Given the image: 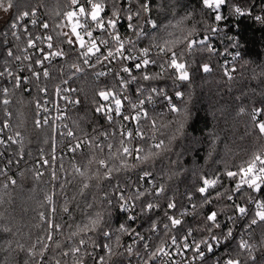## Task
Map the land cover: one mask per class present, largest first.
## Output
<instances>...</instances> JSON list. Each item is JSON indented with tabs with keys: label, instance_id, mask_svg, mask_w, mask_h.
I'll return each instance as SVG.
<instances>
[{
	"label": "snow or ice",
	"instance_id": "snow-or-ice-1",
	"mask_svg": "<svg viewBox=\"0 0 264 264\" xmlns=\"http://www.w3.org/2000/svg\"><path fill=\"white\" fill-rule=\"evenodd\" d=\"M228 5L229 0H201L202 13H212L211 24L203 16L201 20H195V12L188 11L175 23L169 21L161 25L151 17L152 0H66L64 10L57 0V6L45 13L54 20L59 18V22L53 24L38 18L40 9L46 7L41 0L35 7L18 12L8 30L0 31V44H12L9 36L15 41L6 48V60L0 70V78L7 77L11 83V89L0 88L3 97L0 104L5 106L8 117L0 124V145L16 146L15 160L9 158L0 168V177L4 178L0 184V209H4L0 210V232L12 237L4 241L0 251L9 255L24 253V264H89V260L91 264H123L125 259L127 264H132L133 260L136 264H208V254H215L218 248H223L225 254L217 257L213 264H264V91L259 93L258 101L250 107L242 103L237 112L238 116L248 117L246 133L255 138L253 150L246 152L238 163L229 165L225 162L222 171L218 169L211 176L201 174L194 191L184 194L186 205L178 207L174 195L166 197L169 185L162 180L157 186L153 172L157 161L170 152L172 143L184 134L191 100L190 93L185 100V93L177 90L175 96L183 105L178 106L165 88L154 82L169 79L173 85L190 83L191 62L188 57L204 53L209 57L223 54L211 42L212 36L223 31L221 25L229 17L251 16L255 0L249 9L232 4L225 15L221 9ZM15 7L14 0H0L3 13H9ZM175 7L176 3L170 5L174 17ZM261 11L264 12V8ZM253 18L264 25V15H254ZM190 20L193 23L188 27L186 21ZM124 21H127L128 33L122 34L119 26ZM198 23L203 24L201 35H198ZM28 24L43 31L34 34ZM223 38L232 49L239 48L234 36L225 32ZM228 51L226 47L225 52ZM229 54L234 61L241 57L240 51ZM53 60L72 62L66 65L69 70L67 78L53 90L56 97L65 101L64 108L56 106L59 114L49 117L46 115L49 109L36 100L35 129L47 126L52 132L49 138L51 156L47 158L44 149L40 148L36 166L49 170L52 190L45 192L40 203V208L45 210L37 212L38 222L34 227L40 229V234L32 239L29 232L31 243L26 245L15 240L20 229H14V217H9L4 206L13 203V192L19 187L15 176L9 175L8 165H19L25 155L31 153L24 151L26 138L20 130L24 125L23 111L18 112V122L13 125L9 122L13 113L6 106L11 103L9 97L17 90L31 92L26 83L35 82L36 91L47 94L48 86L41 87L39 82L51 77ZM10 62L27 64L14 71ZM247 64L245 61L241 67ZM97 66L104 70L96 71ZM154 67L159 71H152ZM25 70L30 76L19 74ZM57 70L62 76L65 74L64 65ZM200 70L210 73L212 67L210 63H202ZM236 71L235 67H223L224 76L229 81L235 79ZM88 75H91L94 87L91 97L83 86H68L70 80L83 76L86 81ZM259 75L264 77V70ZM101 77H111V82L99 86L96 82ZM253 78H257L255 72ZM75 93L84 94V103L91 104L89 111L93 115L78 114L69 127L63 123L67 106L75 108L82 103L79 96L72 95ZM157 98L166 101L168 112L173 114L167 122L161 119L164 112L153 115L147 107ZM19 103L23 106L24 100L21 98ZM41 111L45 113L42 118ZM96 117H103L107 127L99 125ZM170 128L172 131L167 135V141L159 138L166 135L163 129ZM5 130L11 134L4 136ZM57 133L64 138V150L71 154L73 174L81 178L78 193L71 197L66 193V185L71 184V180L57 184L60 180L54 167L57 164ZM218 139L213 134V150ZM44 142L49 143V140ZM211 156L209 152V158ZM77 157L86 164L79 166L75 162ZM62 159L61 156L60 171H64ZM179 174L173 172L167 175V180L171 181ZM19 175L23 177L25 173L21 171ZM44 175V171L37 170L34 179L39 182ZM121 176L123 183L120 182ZM114 179L115 184L112 183ZM145 183L151 187H144ZM57 187L62 197L59 204L54 199L58 195ZM90 187L102 191L103 195H93L81 209L76 197H83ZM197 194L198 200L195 199ZM161 197L167 199L166 207L159 203ZM206 208L209 209L207 212ZM77 211L82 216L80 221H75ZM114 211L126 214V220L118 226L111 222ZM157 211H162V215L153 218ZM65 215L67 221L63 219ZM142 218L148 222L147 231L160 241L155 247L150 245V238L134 226ZM257 229L260 230L259 240L255 239ZM124 236L131 238V243H122ZM98 249L103 254H99Z\"/></svg>",
	"mask_w": 264,
	"mask_h": 264
},
{
	"label": "trees",
	"instance_id": "trees-1",
	"mask_svg": "<svg viewBox=\"0 0 264 264\" xmlns=\"http://www.w3.org/2000/svg\"><path fill=\"white\" fill-rule=\"evenodd\" d=\"M41 0H14L16 7L9 13H3L0 11V31H7L11 22L15 19L16 15L20 11L29 10L35 7ZM46 5L45 8L40 9L39 17L42 20L47 19L50 23L59 22V18H54L46 15L48 9H52L57 6V0H43ZM176 3L175 17L172 15V9L170 5ZM252 0H229V5L222 7L221 11L223 14L228 15L229 7L232 4L239 5L244 9H249ZM66 0H59V7L64 10ZM153 11L151 13L152 19L156 20L158 24H167L169 21L175 23V20L179 19L181 16L188 11L195 12V20L203 19L208 23H213L212 13L210 11H201V0H152ZM264 8V0H255V7L251 9L252 15H244L239 18L229 17V19L221 25L223 31L212 36L211 42L219 50L222 55L211 56L207 53L196 54L192 57H188L191 62V82H184L179 85H173L172 81L169 79L154 82L160 87H164L168 95L172 97L175 96V91L179 90L185 93L184 99L187 100L188 94H191V100L188 103L189 117L184 129V134L178 136V138L172 143L171 151L166 153L161 157L153 168V172L156 175V184L166 182L169 187L166 193V197L174 198L178 202V207L186 205L187 201L185 199V192L194 191L195 187L199 183V176L201 174H207L211 176L218 169L223 170L224 163L229 165L233 163H238L242 159L246 152L253 150L255 138L246 133V123L248 121L247 116H238L237 112L239 107L251 106L260 99L259 93L264 91V77H261L259 73L264 70V25H258L253 17L261 9ZM264 14V12H263ZM193 21H186L188 27H191ZM197 28L200 29L198 35L203 33V24L198 23ZM67 30V29H65ZM151 30V29H149ZM36 33V29L32 31ZM234 36L239 42L238 49H232L228 41L225 40L224 33ZM55 35V33H53ZM9 40L12 44L5 45L0 44V70H3V66L6 60V48L14 45L15 41L9 36ZM22 46V45H21ZM228 47L229 51L225 52V48ZM67 48V45H65ZM235 51H240L241 57L237 60L232 59V55L229 53H234ZM229 55V57L227 56ZM245 61L248 64L244 67L241 65ZM72 60H57L52 63L50 67L51 77L49 79H41L40 86H48V93H38L35 88V82L30 83L28 91L17 90L14 95H11L9 99L11 103L6 106L7 110L13 113L10 119V123L15 125L18 122V112L23 111L24 113V125L20 129L25 135V153H31V155H25L23 161L19 165L15 163L8 165L10 168L9 175L15 176L18 181L19 187L13 192V203L11 205H5L4 208L7 209V214L9 217H14L12 221L15 228L20 229V235L15 237V240H20L21 242L29 245L31 240L28 238V233L32 235V239H35L36 235L40 234V229L34 227L38 222L37 212L40 210H45L40 208V203L43 201L45 192H50L52 190V184L50 181L49 170L45 167V175L38 182L34 179V172L39 170L37 168V159L40 155L39 149L43 148L47 158L51 156V140L52 136L51 129L49 127H44L43 129H35L34 120L36 116V100L43 101V95H48L54 89V86L61 82V73L57 70L61 65L65 66V74L63 76L67 77L69 70L66 65L71 63ZM14 71H18V62H10ZM202 63H210L212 71L210 73H204L200 70V65ZM46 66H48L46 64ZM235 67L237 71L234 73L235 79L229 81L223 72V67ZM89 72H91L89 70ZM254 72L257 78H253ZM99 86H103L105 82L100 79L96 82ZM69 85L74 88L84 87L85 91L88 92L89 97H91L94 91L93 80L91 75L85 78L82 76L80 79H72L69 81ZM8 87L11 89V83L9 78H0V88ZM242 93L244 95H242ZM255 93V95L253 94ZM75 96H79L82 103L81 105L73 108L72 106L68 108V120L64 121L72 126L71 120L77 118L79 115H93L89 110L91 109L90 103H84V94L76 93ZM240 97V99H237ZM24 100L23 106L19 103L20 99ZM3 97L0 96V100ZM166 101L160 102L154 108H150L153 115L160 112H164L165 115L161 118L164 122H167L172 118L173 114L168 112L166 107ZM178 106H183L181 99L175 100ZM8 119L5 115V106L0 104V124ZM96 122L99 125H104L105 121L103 117H96ZM58 124L61 122H57ZM91 130V127H88ZM166 133L165 136L159 137L167 141V135L171 134L172 129H163ZM11 134L9 130H5L4 136ZM213 134L219 137L216 140L213 150ZM48 139L49 143L44 141ZM30 141V143H29ZM57 149L62 146L61 141L64 138L56 134ZM16 146L0 145V168H3L9 158L15 160L14 151ZM229 149L231 151H229ZM209 152L212 153L211 158H209ZM63 157L62 163L64 166V171L59 170V164L61 163L60 157ZM72 158L71 154H61L57 156V164L54 167L57 168L60 180L58 183H64L65 180H71L72 183L66 185V193L69 197L78 193L81 186V178L78 175L73 174L72 169ZM79 166L86 164L85 160L77 157L75 161ZM175 162V163H171ZM30 170V171H29ZM23 171L25 175L21 177L19 173ZM173 172L180 173L178 176H174L171 181L167 180V175ZM3 177H0V184L3 183ZM132 179L135 181L136 176L133 173ZM120 182H124L123 176L120 178ZM94 183V182H93ZM113 184L117 183L114 179ZM144 187H151V184L145 183ZM105 188H107V182L105 183ZM34 189V190H33ZM58 195L54 197L58 204L62 203V197L59 195V188H56ZM110 191V189H109ZM93 195H103L102 191L97 190L95 187H90L85 190L83 197L77 195L76 200L80 205V208L85 207L86 202H90ZM195 199H199L197 194ZM159 203L162 207H166L167 199L161 197ZM74 207V205H70ZM24 209H27L25 211ZM4 210V209H0ZM209 209L206 208L205 212ZM162 211H157L153 218L156 216H161ZM75 221H80L82 219L81 213L79 211L74 213ZM64 221L68 220V217L64 216ZM126 220V214L114 211L112 215L111 222L114 226H118ZM191 222V218H189ZM138 231H140L145 236L149 237V243L152 247L159 244V239L153 236L148 229V222L146 219L142 218L136 221L134 225ZM260 230L257 229L255 239L259 240ZM238 238V237H237ZM12 239V237L7 234L0 232V248L4 246V241ZM131 242V238L124 236L122 237V243L128 244ZM235 247V244L232 245ZM13 248H15V242L13 243ZM142 250V249H141ZM99 254H103L102 250L98 249ZM225 251L223 248H218L215 254H210L208 256V264H213L217 257L223 256ZM5 258L7 260L5 261ZM26 256L22 252H14L9 255L8 252L0 251V264H24ZM134 260H133V262ZM89 264L91 261L89 260ZM123 264H127V260H123Z\"/></svg>",
	"mask_w": 264,
	"mask_h": 264
},
{
	"label": "built area",
	"instance_id": "built-area-1",
	"mask_svg": "<svg viewBox=\"0 0 264 264\" xmlns=\"http://www.w3.org/2000/svg\"><path fill=\"white\" fill-rule=\"evenodd\" d=\"M256 15H264L263 14V12L262 11H259ZM39 19H41L42 20V18L41 17H38ZM253 20L255 21V19L253 18ZM258 25H261L260 23H258L257 21H255ZM28 27H29V29L31 30V31H33V29H36V33L35 34H39V32H41V31H43L42 29H39V28H33L32 26H31V24H28ZM119 30H120V32L122 33V34H125V33H128V30H127V21H124V22H122L121 24H120V26H119ZM20 31H22V30H20ZM85 39H87V37H85ZM21 47H23V45L21 46ZM31 51V50H30ZM228 57H229V55H227ZM57 60H53V62H56ZM63 61V60H62ZM52 62V63H53ZM27 64V62H24L23 63V65H21V64H19V62H18V69H19V67H22V66H24V65H26ZM96 71H100V70H104V69H102L100 66H97V68L95 69ZM90 71H92V70H90ZM152 71H159V69L158 68H153L152 69ZM51 72V71H50ZM52 73V72H51ZM19 74H21V75H23V76H30V73L27 71V70H25V71H23V72H20ZM67 77H65V76H62L61 77V80L62 79H66ZM101 80H103L104 82H105V84L106 83H110L111 82V77H101L100 78ZM29 85H30V83H26V87L28 88L29 87ZM56 86V85H55ZM55 86H54V88H55ZM68 86H70V87H72V88H74L72 85H68ZM133 87V89L135 88V85H133L132 86ZM54 90V89H53ZM73 96H75L76 95V93L75 94H72ZM178 98L176 97V96H174L173 97V102L175 103V100H177ZM163 100L162 99H158L157 98V100H156V102H154V103H151V104H148L147 105V107H148V109H150V108H154L156 105H158L160 102H162ZM45 107H47L48 109H49V111H48V113L46 114V115H48L49 117H55V116H57L59 113L56 111V106L57 105H59V107L60 108H64L65 107V101H63V100H61V99H59L58 97H56L55 95H54V92L52 91L51 93H49L48 95H43V101L41 102ZM167 103V102H166ZM165 103V104H166ZM68 108L69 107H71V105H68L67 106ZM45 115V113L43 112V111H41V113H40V117L42 118L43 116ZM68 120V110H67V116H66V118H65V120L64 121H67ZM63 121V122H64ZM57 122H60V121H57ZM61 143H62V146L60 147V148H58L57 149V151H56V156H59V155H61V154H66L67 152H66V150H64V144H65V142H63V141H61ZM62 150H64V151H62ZM67 154H69V153H67ZM39 171H44V173H45V168H40L39 169ZM240 223H242V221L240 222ZM237 231H239V225H237ZM129 243H131V242H129ZM211 254V253H210ZM210 254H208V256L210 255ZM176 259H179V257H176ZM134 262H135V260H134ZM132 264H134V263H132ZM135 264H136V262H135ZM161 264H163V262H161Z\"/></svg>",
	"mask_w": 264,
	"mask_h": 264
}]
</instances>
